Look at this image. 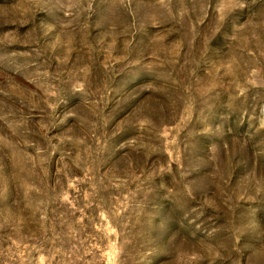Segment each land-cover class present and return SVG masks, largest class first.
I'll list each match as a JSON object with an SVG mask.
<instances>
[{
    "label": "rangeland",
    "instance_id": "1",
    "mask_svg": "<svg viewBox=\"0 0 264 264\" xmlns=\"http://www.w3.org/2000/svg\"><path fill=\"white\" fill-rule=\"evenodd\" d=\"M0 264H264V0H0Z\"/></svg>",
    "mask_w": 264,
    "mask_h": 264
}]
</instances>
